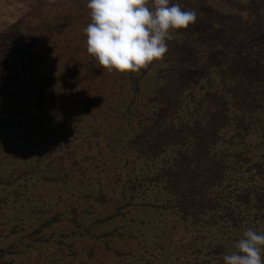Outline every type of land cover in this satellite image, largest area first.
<instances>
[{"label":"trees","instance_id":"16d2710c","mask_svg":"<svg viewBox=\"0 0 264 264\" xmlns=\"http://www.w3.org/2000/svg\"><path fill=\"white\" fill-rule=\"evenodd\" d=\"M217 1L210 15L207 0H172L197 21L139 74L115 78L89 56L72 76L87 87L9 92L0 264H224L245 230H264V0ZM40 25L50 61L68 69L67 39ZM84 39L66 43L85 53ZM119 219L129 224L96 234ZM58 224L64 234L45 233ZM96 240L106 252L82 245Z\"/></svg>","mask_w":264,"mask_h":264},{"label":"rangeland","instance_id":"374dc122","mask_svg":"<svg viewBox=\"0 0 264 264\" xmlns=\"http://www.w3.org/2000/svg\"><path fill=\"white\" fill-rule=\"evenodd\" d=\"M222 7L224 8V5L217 0H207L200 9L210 15H215V13L220 14L218 10ZM90 22L87 0H0V107L3 103L8 104L10 101H15L14 96L9 94L12 92L11 90H15L21 96L32 98L31 94L35 93L39 87H45L56 80H59L61 85L67 83L73 86L83 83L87 87V76L79 74L78 77L81 79H76V81L72 76L80 73L82 69L80 66L76 67L75 64L81 59L89 60L90 55L87 50L83 53L66 42L69 37L74 41L75 36L79 35H81L80 39L76 41L83 40V36H85L83 29ZM42 23L51 27L48 30L57 29L59 32H54L52 39L57 37L61 41L64 40L63 38L67 39L60 46L67 59H69V54L73 56L72 61L68 64V69L55 68L56 66L50 61L51 58L46 52V48L50 45L46 39L49 34L47 29L41 27ZM14 26L18 27L14 28ZM205 26L215 35L221 33L214 24ZM52 39H48V41ZM13 67L15 70L12 73L9 72ZM94 73L96 74L95 80L98 77L102 79L97 71ZM116 73L113 71L111 76L118 78ZM19 80H24V82L16 84ZM54 85L59 87L57 83ZM111 86L112 84H110ZM21 90L24 91V94L19 92ZM95 217L96 215L90 216L92 219ZM125 221L119 219L114 224L108 223L104 229L97 230L96 234L110 231L115 227H122L124 224L128 225L129 223ZM65 227L63 224L62 226L60 224L53 225V229L46 230L45 233L64 234ZM53 240L57 243L64 239L56 236ZM91 244L83 243L82 245L92 247L99 253L106 252L105 246L101 242L96 240L95 245ZM3 247L5 246L3 245ZM71 261L74 260L71 259Z\"/></svg>","mask_w":264,"mask_h":264},{"label":"clouds","instance_id":"9594fccd","mask_svg":"<svg viewBox=\"0 0 264 264\" xmlns=\"http://www.w3.org/2000/svg\"><path fill=\"white\" fill-rule=\"evenodd\" d=\"M91 22L83 29L87 53L109 74H139L162 62L174 30L196 23L194 11L172 0H87ZM224 264H264V230H245Z\"/></svg>","mask_w":264,"mask_h":264}]
</instances>
